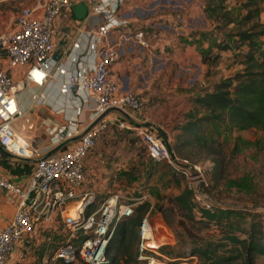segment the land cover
Returning a JSON list of instances; mask_svg holds the SVG:
<instances>
[{
	"label": "built area",
	"instance_id": "2783aa9c",
	"mask_svg": "<svg viewBox=\"0 0 264 264\" xmlns=\"http://www.w3.org/2000/svg\"><path fill=\"white\" fill-rule=\"evenodd\" d=\"M14 1L27 5L13 17L9 29L0 32V58L6 59L7 68L25 70L21 82L40 89L31 96L35 106L47 101L48 87L56 83L58 95L69 102V108L62 105L57 110H70L72 114L50 137L51 146L74 137L78 142L52 155L41 154L28 144L20 147L16 122L25 113L16 98L18 83L7 69L0 68V147L9 154L35 158L25 189L0 176V198L3 191L19 198L10 222L0 229V264H14L10 258L18 243L22 245L18 258L25 261L34 256L42 242L51 243L53 235L58 242L51 260L61 264H109L108 246L117 224L134 215L137 206L147 200L144 195L129 198L110 193L96 204L95 191L85 187L84 160L98 138L111 128L135 134L146 156L170 166L175 175L187 180L202 208L210 209L212 204L201 190L207 186L201 166L178 158L162 130L137 117L144 109V100L133 90L121 91L111 72L120 56L111 34L129 24L119 14L122 0H88L85 17L63 32L66 44L59 59L53 54L54 21L57 17L74 21L73 7L78 0ZM133 38L147 46L143 30L136 29ZM85 105L89 106V118L82 129L80 115ZM110 111L119 114L114 122L102 119ZM18 148H26L28 153L23 155ZM152 208L150 204L137 226L138 264H164L166 259L160 250L169 241L155 238Z\"/></svg>",
	"mask_w": 264,
	"mask_h": 264
},
{
	"label": "rangeland",
	"instance_id": "374dc122",
	"mask_svg": "<svg viewBox=\"0 0 264 264\" xmlns=\"http://www.w3.org/2000/svg\"><path fill=\"white\" fill-rule=\"evenodd\" d=\"M197 1L201 8L197 11L198 20L194 19L198 26L196 32L202 33L203 40L210 35L213 42L217 39L229 42L231 52H224L215 62L209 59L211 67L204 73L207 79L205 75L199 79L194 65L187 72L184 71L185 66H182V70L175 66L171 74L164 76L165 90L156 93L160 95L159 103L172 106L173 113L170 122L161 124L164 130L162 133L178 158L201 166L207 182V186L203 185L201 190L205 200L212 204L210 209L204 210L217 214L232 210L235 214L228 219H207L200 212L201 201L193 194L194 219H189L187 210L180 208L175 201L176 196L189 189L187 180L175 175L170 166L149 159L139 138L121 130L113 131L111 151L104 155L103 166L115 175L109 183V192L98 195L96 202L110 193H119L129 198L146 196L144 202L153 206L150 217L155 227V238H159L160 234L170 238L169 243L160 250L166 256L162 261L164 264H204L198 256L191 255L192 248L208 242L229 246V241L223 236L232 233L244 237L253 221L264 231V149L253 144L263 138L262 131L253 128L238 131L223 124L212 123L209 127H201L203 134L209 137L204 140L205 144L193 142L185 146L182 150L185 156L175 150L179 127L186 123L184 119L199 116L195 112L194 96L212 90L216 82L242 69L234 59V54L246 51L248 46L243 45L241 49L236 47L233 40L238 38L237 33L245 30L258 34L255 42L264 48V0H223V10L219 12L217 20L209 18L204 11L206 0ZM26 5L25 2L14 0L0 3V32L9 29L13 17ZM225 11L227 15L223 17ZM201 14L207 19V24ZM228 16L233 22L226 24ZM202 81L205 83L202 84ZM180 94H189L182 100V109L179 108ZM105 145L107 143L102 142V146ZM217 161H221L222 168L219 177L213 178ZM57 242L58 239L53 235L51 243L46 241L43 248L23 261V264H61L50 259ZM136 243L132 244L131 255L136 253ZM224 248L219 247L218 253L223 252ZM133 262L128 257V264ZM255 264H264V256H257Z\"/></svg>",
	"mask_w": 264,
	"mask_h": 264
},
{
	"label": "crops",
	"instance_id": "0c3cea01",
	"mask_svg": "<svg viewBox=\"0 0 264 264\" xmlns=\"http://www.w3.org/2000/svg\"><path fill=\"white\" fill-rule=\"evenodd\" d=\"M194 2L195 0H122L119 6V14L121 17L126 18L129 24L128 27L122 28L120 32L111 34V41L118 46L120 52L118 60L111 66V72L120 90L130 89L139 93L144 100V109L140 114H137V117L142 120L146 119L147 124L155 125L161 130H163L161 124L170 122L173 113L172 106L159 103L160 95L156 93L165 90L164 76L171 74V70L175 69V66H178L181 70L183 69L182 66H185L186 70L184 71L187 72L194 65L197 75L201 79L211 67L208 59L203 61L204 57L208 58L213 55L219 57L224 52H231V50H219L216 47L215 44L221 41L220 39L213 42L209 38L210 35H208L203 40L201 38L202 33L196 32L198 26H196L195 20H198L197 11L200 10L201 4L198 1ZM79 3L84 4L88 9V0H78L75 5ZM201 16L207 24L205 16L202 14ZM73 19L74 21L71 22L57 17L54 21L53 54L58 59L66 44L63 32L67 26L78 21L74 14ZM136 29L144 31L147 46L139 45L133 38ZM61 62L65 63V59L61 58ZM0 68L7 69L13 76L14 81L18 83L16 98L20 109L25 114L17 120L16 124L18 135L23 138L25 144H28L31 148L39 149L41 154L44 155H52L74 147L78 142V137L51 146L50 137L72 114L70 110L66 112L57 110L62 105L69 108V104L67 105L69 102L58 95L56 83H52L48 87L50 95L47 101L44 104L35 106L32 103L31 96L39 92L40 89L21 82L25 70L7 68L5 58H0ZM204 77L207 79L206 75ZM204 81L202 83H205ZM180 95L181 104L179 108L182 109V100L189 94ZM84 108L85 110L80 115V128L82 129L89 118V106L85 105ZM165 114L168 116L165 117ZM118 117L117 112L110 111L104 114L102 119L107 122H114ZM187 120V118L184 119V121ZM27 124H31L32 128L29 129ZM114 130L119 129L111 128L102 134L98 138L95 147L84 160L86 170L85 187L94 190L96 198L98 195L109 192V183L115 175L114 172L103 166L104 155L110 153L112 148L110 140L113 137ZM102 142L107 143V145L102 146ZM34 162L35 158L33 157L16 156L0 149V176L25 189L34 169ZM113 185L115 184L113 183ZM18 200V196L12 192H2L0 198V229L10 222ZM43 244L46 243L42 242L38 250L43 248ZM21 247V243H18L11 254L10 260L14 264L24 263L18 258Z\"/></svg>",
	"mask_w": 264,
	"mask_h": 264
},
{
	"label": "trees",
	"instance_id": "16d2710c",
	"mask_svg": "<svg viewBox=\"0 0 264 264\" xmlns=\"http://www.w3.org/2000/svg\"><path fill=\"white\" fill-rule=\"evenodd\" d=\"M222 3L223 0H206L204 11L209 18L218 19L219 12L223 10ZM222 15L226 17L227 12H223ZM231 22L233 20L228 16L226 24ZM237 35L238 38L233 40L236 47L241 49L243 45L248 46L246 51L234 54V59L238 61L242 69L233 76L216 82L212 90L195 97V112L199 116L188 118L186 123L179 127L180 133L176 136L175 150L182 156L186 155L182 152L185 146L193 142L205 144L204 140H208L209 137L201 131L203 125L209 127L212 123H219L238 131L253 128L264 133V48H260L255 42L258 35L256 33L244 30L238 32ZM215 45L219 50L231 49V44L224 40ZM217 57V55L204 57L203 61L210 59L215 62ZM253 144L264 149V136ZM221 168V161H217L213 178L219 177ZM192 198L193 193L190 189H185L175 197L179 207L187 210L189 219H194L192 211L195 204ZM148 207L149 203L143 202L137 206L136 214L117 224L108 246L109 264H128V257L133 259V264H136V253L131 255V248L132 244L138 240L137 226ZM200 212L202 216L210 220L228 219L230 215L235 214L232 210H225L220 214L211 213L203 208H200ZM245 234L244 237H238L227 233L223 237L229 241V246L208 242L192 248L191 255L198 256L204 264H231L232 262L234 264H255L257 256H264V231L257 222L253 221L249 231ZM219 247H225V250L218 253Z\"/></svg>",
	"mask_w": 264,
	"mask_h": 264
},
{
	"label": "water",
	"instance_id": "95a60500",
	"mask_svg": "<svg viewBox=\"0 0 264 264\" xmlns=\"http://www.w3.org/2000/svg\"><path fill=\"white\" fill-rule=\"evenodd\" d=\"M86 12H87V9L84 6V4H82V3L76 4L73 7V14L77 20L83 19L86 15ZM0 149L2 150L1 147H0Z\"/></svg>",
	"mask_w": 264,
	"mask_h": 264
},
{
	"label": "bare ground",
	"instance_id": "6f19581e",
	"mask_svg": "<svg viewBox=\"0 0 264 264\" xmlns=\"http://www.w3.org/2000/svg\"><path fill=\"white\" fill-rule=\"evenodd\" d=\"M17 137H18V143L20 144V147H21V146H25V142H24L23 138H22L20 135H18ZM17 151L21 152V154H23V155L28 153V151H27L26 148H25L23 151H21V149L18 148ZM161 229H162V228H161ZM158 239H159V241H162V242H163V241L165 242V241L170 240L169 237H166V236L161 235V234H160V236H159Z\"/></svg>",
	"mask_w": 264,
	"mask_h": 264
}]
</instances>
